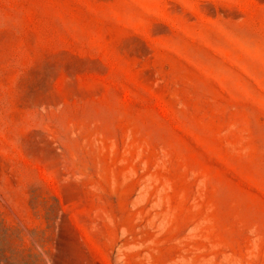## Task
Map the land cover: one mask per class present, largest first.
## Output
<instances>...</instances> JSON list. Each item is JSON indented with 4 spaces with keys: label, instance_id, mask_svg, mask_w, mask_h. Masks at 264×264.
Instances as JSON below:
<instances>
[{
    "label": "rangeland",
    "instance_id": "1",
    "mask_svg": "<svg viewBox=\"0 0 264 264\" xmlns=\"http://www.w3.org/2000/svg\"><path fill=\"white\" fill-rule=\"evenodd\" d=\"M0 264H264V0H0Z\"/></svg>",
    "mask_w": 264,
    "mask_h": 264
}]
</instances>
